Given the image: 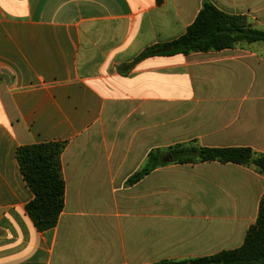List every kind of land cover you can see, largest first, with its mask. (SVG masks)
Instances as JSON below:
<instances>
[{"label":"crops","instance_id":"1","mask_svg":"<svg viewBox=\"0 0 264 264\" xmlns=\"http://www.w3.org/2000/svg\"><path fill=\"white\" fill-rule=\"evenodd\" d=\"M264 23V0H0V264H159L243 246L264 176L209 162L127 181L159 148L264 155V47L147 58L204 3ZM65 143V207L38 232L17 150Z\"/></svg>","mask_w":264,"mask_h":264},{"label":"trees","instance_id":"2","mask_svg":"<svg viewBox=\"0 0 264 264\" xmlns=\"http://www.w3.org/2000/svg\"><path fill=\"white\" fill-rule=\"evenodd\" d=\"M165 1L156 0V3L160 6ZM256 43L264 44V30L251 26L243 16L227 14L206 2L186 34L172 42L148 47L128 68L131 71L142 60L152 57L187 56ZM65 147V143H49L17 150L16 157L24 181L34 194L26 212L38 232L55 228L65 207L61 163ZM209 162L254 168L264 176L263 154L250 148H202L192 142L152 150L144 166L126 184L134 186L159 168ZM159 264H264V197L257 222L249 229L242 247L211 257Z\"/></svg>","mask_w":264,"mask_h":264},{"label":"rangeland","instance_id":"3","mask_svg":"<svg viewBox=\"0 0 264 264\" xmlns=\"http://www.w3.org/2000/svg\"><path fill=\"white\" fill-rule=\"evenodd\" d=\"M245 18L247 20V23L250 24L251 26H253L255 28H258V29L264 30V23L257 24L256 20H252L251 18H247V17H245ZM241 45H244V46H256L258 48H261V47L263 48L264 47V44H261V43H256V44H251V45H248V44H241Z\"/></svg>","mask_w":264,"mask_h":264}]
</instances>
